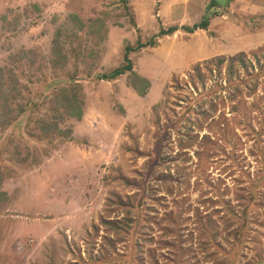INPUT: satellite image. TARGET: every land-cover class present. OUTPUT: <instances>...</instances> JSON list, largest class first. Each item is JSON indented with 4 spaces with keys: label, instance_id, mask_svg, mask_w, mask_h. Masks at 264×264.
<instances>
[{
    "label": "rangeland",
    "instance_id": "1",
    "mask_svg": "<svg viewBox=\"0 0 264 264\" xmlns=\"http://www.w3.org/2000/svg\"><path fill=\"white\" fill-rule=\"evenodd\" d=\"M162 1L0 0V264H264V3Z\"/></svg>",
    "mask_w": 264,
    "mask_h": 264
},
{
    "label": "trees",
    "instance_id": "2",
    "mask_svg": "<svg viewBox=\"0 0 264 264\" xmlns=\"http://www.w3.org/2000/svg\"><path fill=\"white\" fill-rule=\"evenodd\" d=\"M212 3L216 4V2L214 0H212ZM208 26H209V20L206 17H204V19L201 22L196 23L193 26H184L183 29L188 33H194L200 29L207 30ZM178 30H179V28L177 26H174V27H171L169 30H162L161 35H170V34L175 33ZM221 62H223V60H221ZM131 66L132 65L129 64V65H125L123 67H120V68L114 70L113 72L107 74L106 76H103V79H109V80L114 79L117 76L123 74L125 71L130 70ZM257 73L259 74V72H257ZM253 75L256 76V73L252 74L251 76H253ZM246 79H244L243 82H245ZM65 102H68L67 105H69V106L71 105L70 99L68 97L65 98ZM73 102H74V108H78V104H80V103H79L78 98L76 96H74ZM81 105H82V103H81ZM76 114L73 113L74 117H77L79 120L83 117V112L81 110L77 111Z\"/></svg>",
    "mask_w": 264,
    "mask_h": 264
},
{
    "label": "crops",
    "instance_id": "3",
    "mask_svg": "<svg viewBox=\"0 0 264 264\" xmlns=\"http://www.w3.org/2000/svg\"><path fill=\"white\" fill-rule=\"evenodd\" d=\"M163 1H162V4H161L160 9H159V12H158V17H160L161 19L167 20V18H169L168 17V14H167V10H168L167 9V3H166L165 0H163ZM204 1L205 0H203L201 2V4L198 5V6L193 5L194 8L192 10L193 11L192 14H191L192 11H189L188 9H186V6L185 5H182L178 9V14H180L182 16V12L189 11V15L186 18L184 17L185 19H189L191 22L200 21L204 17V5H205V3H203ZM263 3H264L263 0H254V5H255L254 8H256V6L259 7ZM190 10H191V8H190ZM199 31H196V32H199ZM176 32H178V31H176Z\"/></svg>",
    "mask_w": 264,
    "mask_h": 264
},
{
    "label": "water",
    "instance_id": "4",
    "mask_svg": "<svg viewBox=\"0 0 264 264\" xmlns=\"http://www.w3.org/2000/svg\"><path fill=\"white\" fill-rule=\"evenodd\" d=\"M214 1L223 7L227 6L228 4L232 2V0H214Z\"/></svg>",
    "mask_w": 264,
    "mask_h": 264
}]
</instances>
